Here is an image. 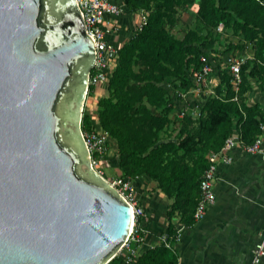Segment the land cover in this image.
Returning <instances> with one entry per match:
<instances>
[{"label":"water","instance_id":"water-1","mask_svg":"<svg viewBox=\"0 0 264 264\" xmlns=\"http://www.w3.org/2000/svg\"><path fill=\"white\" fill-rule=\"evenodd\" d=\"M95 59L77 0H0V264H106L130 233L82 131Z\"/></svg>","mask_w":264,"mask_h":264},{"label":"trees","instance_id":"trees-1","mask_svg":"<svg viewBox=\"0 0 264 264\" xmlns=\"http://www.w3.org/2000/svg\"><path fill=\"white\" fill-rule=\"evenodd\" d=\"M124 2L132 11L144 9L149 13L142 27L119 49L108 95L98 101L99 119L116 140L122 175H147L156 189L171 198L166 240L146 248L134 264H178L175 243L179 227L175 220L187 227L196 223L194 213L210 153L219 151L236 129L243 145L254 142L262 132L264 112L259 103L248 104L246 97L252 87L250 77L260 78L264 87V4L260 0ZM195 2H199L195 28L183 37L171 33L167 23L173 22L178 7ZM221 22L224 29L219 31ZM227 31L239 36L242 43L232 42L226 50L242 48L247 42H253L255 47L254 57L242 64L240 88L236 90L227 69L218 70L216 93L200 106V115L191 111L181 118L171 115L175 102L164 82L171 78L183 92L195 86L192 74L204 64L201 56L207 55L208 49L215 50L216 37ZM137 62L143 65L138 70ZM137 115L141 129L134 130ZM173 125L177 132L169 139H161L159 132ZM91 126V116L84 113L83 130ZM123 261L117 254L108 264Z\"/></svg>","mask_w":264,"mask_h":264},{"label":"crops","instance_id":"crops-1","mask_svg":"<svg viewBox=\"0 0 264 264\" xmlns=\"http://www.w3.org/2000/svg\"><path fill=\"white\" fill-rule=\"evenodd\" d=\"M139 11L127 8L126 14L121 18L122 27L116 31L114 38L122 45L135 32ZM254 52L253 42H247L242 48L232 50L208 49L207 56L216 68L215 75L211 79H220L218 70L225 69L228 55L248 56L247 59H251L254 57ZM250 83L252 87L247 92L246 101L248 104L259 103L264 112V87L260 84V78L250 77ZM108 92V87L101 85L86 99L85 113L91 116L92 124L99 128L103 126L99 119L98 101L102 96L108 95ZM172 99L176 105L177 99L174 96ZM178 105L181 106L179 103ZM178 109L175 114L178 113ZM261 137V151L248 153L242 146H238L233 151L234 161L219 165V179L215 184L217 199L208 207L204 218L196 221L193 226L187 227L188 231L175 243L179 253L178 264H217L215 262L218 258L220 259L218 264H225L224 261L229 258L230 238L228 229L219 227V224L225 221L226 213L237 214L236 217L240 221L236 232L238 243L235 251L236 258L239 259V264L250 262L253 248L261 240L264 232V130L261 132ZM110 138L112 140L110 157L117 170V144L112 136ZM148 180L151 178L147 175H140L136 179L138 203L146 210L145 217L141 218L146 230L145 240L135 245L139 254L146 248L161 242V234L168 225L167 208L171 201V198L163 191L146 188L144 184L151 182ZM127 254L126 249L120 254L124 259L122 264H134L136 260L126 261ZM215 254L217 258H213ZM258 264H264V256Z\"/></svg>","mask_w":264,"mask_h":264},{"label":"built area","instance_id":"built-area-1","mask_svg":"<svg viewBox=\"0 0 264 264\" xmlns=\"http://www.w3.org/2000/svg\"><path fill=\"white\" fill-rule=\"evenodd\" d=\"M81 12L83 14L86 30L94 36L96 59L95 63L89 72L88 78V90L89 94L97 89L101 85L108 87L110 78L118 63L119 49L122 43L114 38L116 31L122 27L121 18L126 14L127 6L124 0H77ZM264 4V0H260ZM148 11L142 9L137 12V20L135 24V31L139 30L146 22L148 17ZM224 29V23L221 22L218 26V30ZM204 64L200 69L194 71L192 79L195 86L187 91L182 92L184 99L181 102V106L178 109L177 116L183 117L186 111H191L194 114L200 115V101L198 99H192L191 94L194 91L199 92L203 90L202 85L209 80L216 68L209 60L207 55L201 56ZM244 56H235L230 54L226 57L225 69L231 74V81L236 90L240 88L242 83V64L247 60ZM220 80V79H219ZM86 97V99H87ZM86 100L83 107V115L86 111ZM83 120V117H82ZM82 126V122H81ZM262 130H264V122L261 124ZM83 135L89 150V156L91 163L97 171L102 174L112 185H114L125 197V199L132 205L133 208V227L127 236L123 246L117 254H121L124 249L128 251L126 256L127 262H132L139 256L137 250V244L145 240V227L141 221V218L145 217V208L138 203L137 199V177L116 175L113 178L105 176L104 171L99 169V166H109L112 161L110 154L112 150V140L110 134L104 129L99 128L95 124H92L91 128L83 130ZM117 144V143H116ZM238 146H242L243 150L248 153H256L262 150V137L261 134L255 139L254 142L247 145H243L240 135L237 131L227 137L225 143L219 151L212 152L209 155V165L205 168L202 174L201 180V196L197 204L194 216L196 221L204 218L208 207L213 204L217 199V193L215 184L219 179L218 169L221 163L230 164L234 161V149ZM117 148V147H116ZM164 241L166 240V234L163 235ZM169 245V243H167ZM264 256V232L261 240L256 243L252 251V258L248 264H258ZM111 261V260H110ZM109 261V262H110ZM107 262L106 264H108Z\"/></svg>","mask_w":264,"mask_h":264},{"label":"rangeland","instance_id":"rangeland-1","mask_svg":"<svg viewBox=\"0 0 264 264\" xmlns=\"http://www.w3.org/2000/svg\"><path fill=\"white\" fill-rule=\"evenodd\" d=\"M198 4L199 2H195L193 4H183L180 5L177 9V11L174 13V20L173 22H168L167 23V27L168 30L173 33L174 35L178 36V37H183L185 35L188 34L189 31L193 30L195 28L196 25V12H197V8H198ZM126 29V28H125ZM242 43V39L231 33V31H227L225 33H222L220 35H218V37H216L215 39V44H216V49H218V51H222V50H226L228 45L230 43ZM143 65L140 63H136L135 64V68L138 70L139 67H142ZM215 75V74H214ZM213 75V76H214ZM171 79V78H170ZM170 79H168V81L164 82V85L167 87L168 89V94L170 97L174 96L177 99V104L175 105V111L171 114L174 115L176 113V110L178 109V107H180L178 105V103L181 105V102L184 99V95H183V90H181L179 87H177L174 82H172V80L170 81ZM220 80H212L211 78L209 80H207L206 83H204L202 85V88H204L203 90H200L199 92L194 91L191 94L192 99H198L200 101V104L202 105L207 98L210 95H213L216 93V86L218 85ZM135 93L138 95L140 93V91H135ZM154 112L158 113L160 112V109H153ZM139 115L136 116L135 121H134V130L137 129H141V120L138 118ZM177 118H179L178 116H176ZM175 118V119H177ZM175 126H169L168 128H165L163 130H161L159 132V135L161 137V139H169L177 132V129L174 128ZM113 161H110L109 166H99V169H101L102 171H104V174L106 177L108 178H113L116 175H121L122 172L121 170L118 168L116 170V167H114L115 165H113ZM150 182V184L145 183L144 186L146 188H149V190H155V182H153V180H148ZM237 214H232L226 213V217H225V221L221 222L219 224V227H222L223 229L227 228L228 229V233H229V238H230V242H229V258L227 260L224 261L225 264H239V259L236 258L235 255V251H236V246L238 245L237 243V228L239 227V223L240 221L237 219L236 217ZM177 226L179 227V237L178 240L179 241L181 239V236H183L182 234H185L188 230L186 225H183L180 221L175 220ZM166 234V230L164 231L163 234H161V241H163V235ZM216 257L217 258V254H215L213 256V258ZM219 258L216 260L215 263L218 264L219 262Z\"/></svg>","mask_w":264,"mask_h":264},{"label":"bare ground","instance_id":"bare-ground-1","mask_svg":"<svg viewBox=\"0 0 264 264\" xmlns=\"http://www.w3.org/2000/svg\"><path fill=\"white\" fill-rule=\"evenodd\" d=\"M132 227H133V222H132V226H131V228H130V231H131Z\"/></svg>","mask_w":264,"mask_h":264},{"label":"flooded vegetation","instance_id":"flooded-vegetation-1","mask_svg":"<svg viewBox=\"0 0 264 264\" xmlns=\"http://www.w3.org/2000/svg\"><path fill=\"white\" fill-rule=\"evenodd\" d=\"M90 71H91V70H90ZM90 71H89V72H90ZM86 97H87V95H86ZM85 100H86V99H85Z\"/></svg>","mask_w":264,"mask_h":264}]
</instances>
